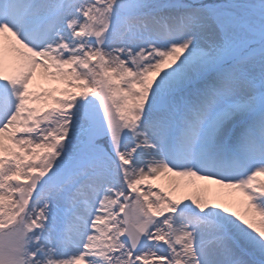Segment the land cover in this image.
<instances>
[{
	"label": "snow or ice",
	"instance_id": "6c2138e0",
	"mask_svg": "<svg viewBox=\"0 0 264 264\" xmlns=\"http://www.w3.org/2000/svg\"><path fill=\"white\" fill-rule=\"evenodd\" d=\"M0 264H264V0H0Z\"/></svg>",
	"mask_w": 264,
	"mask_h": 264
}]
</instances>
